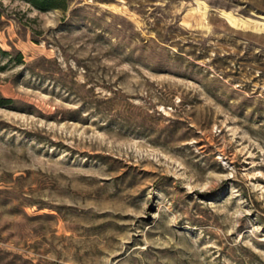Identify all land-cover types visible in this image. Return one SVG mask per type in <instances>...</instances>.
<instances>
[{
  "label": "rangeland",
  "instance_id": "rangeland-1",
  "mask_svg": "<svg viewBox=\"0 0 264 264\" xmlns=\"http://www.w3.org/2000/svg\"><path fill=\"white\" fill-rule=\"evenodd\" d=\"M0 264H264V0H0Z\"/></svg>",
  "mask_w": 264,
  "mask_h": 264
},
{
  "label": "trees",
  "instance_id": "trees-1",
  "mask_svg": "<svg viewBox=\"0 0 264 264\" xmlns=\"http://www.w3.org/2000/svg\"><path fill=\"white\" fill-rule=\"evenodd\" d=\"M38 11L66 10L71 0H23ZM12 100L0 94V106H7Z\"/></svg>",
  "mask_w": 264,
  "mask_h": 264
}]
</instances>
